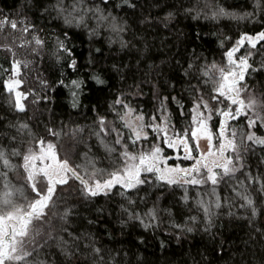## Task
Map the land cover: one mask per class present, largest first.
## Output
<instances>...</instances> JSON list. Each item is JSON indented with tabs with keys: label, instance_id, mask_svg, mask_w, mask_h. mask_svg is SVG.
I'll return each mask as SVG.
<instances>
[{
	"label": "trees",
	"instance_id": "trees-1",
	"mask_svg": "<svg viewBox=\"0 0 264 264\" xmlns=\"http://www.w3.org/2000/svg\"><path fill=\"white\" fill-rule=\"evenodd\" d=\"M0 20L16 21L18 29L31 26L27 33L7 24L0 31V46L11 48L0 47V147L21 153L9 156L13 167L3 171L22 190L15 199L23 205L34 193L25 184L22 157L29 148L36 151L40 140L53 144L70 166L81 165L77 171L88 179L93 171L88 160L106 171L118 166L113 161L119 146L109 154L94 135L100 118L120 127V115L133 108L147 125L166 127L171 136L193 127L196 97L213 106L212 78L218 76L213 66L226 67V52L242 36L264 32V0H0ZM21 35L38 37L43 45L33 41L19 47ZM12 53L27 61V67L21 64L27 95L22 112L4 87ZM240 55L251 65L242 84L260 94L264 115V41L242 47ZM248 119L243 115L230 124L238 134L264 137V127L258 123L249 129ZM155 136L150 131L149 139L140 141L142 148L157 144ZM113 139L104 137V143L111 147ZM160 145L164 155L173 154L163 140ZM241 153L243 169L215 186L167 185L147 174L148 182L137 188L117 186L107 195L88 196L70 178L57 185L45 209L43 224L50 234L30 259L44 264H264V146ZM249 174L260 183L250 182ZM238 192L250 196L251 207H241ZM93 248L100 249L98 255Z\"/></svg>",
	"mask_w": 264,
	"mask_h": 264
},
{
	"label": "snow or ice",
	"instance_id": "snow-or-ice-1",
	"mask_svg": "<svg viewBox=\"0 0 264 264\" xmlns=\"http://www.w3.org/2000/svg\"><path fill=\"white\" fill-rule=\"evenodd\" d=\"M103 2L107 3V0H103ZM88 11L99 12L100 9H88ZM99 19H107V17L100 16ZM65 22L71 24V20L67 18ZM80 22H82V18ZM5 24L20 33L29 32L31 27L25 25L18 29L16 21L0 20V31H3ZM20 24L23 25L24 22L20 21ZM113 30H115V27ZM20 39L23 40V43L19 47H26L33 41L36 45H43V41L35 36L31 40H27L21 35ZM246 40L251 47L255 48L258 42L264 41V32L255 37L247 35L241 37L236 45L226 52L229 67L216 69L215 65L213 66L218 73V76L212 78L215 85V94L209 97V100L213 102V106H210L203 96L196 97L192 109L195 113L192 117L195 127L190 125L182 132H174L172 136H169L168 128L160 125H145L142 115L133 117L134 110L132 109H128L127 112L120 115L122 121L120 127L114 124H106L104 118H100L98 130L94 135L104 145L109 154L117 153V146L120 149L117 153L118 160L113 161L118 166L112 171L97 169L94 162L88 160L87 165H91L93 171L89 174V178L85 179L77 171L78 168H81V165L70 166L67 158H59L53 144L47 143L45 145V142L40 140L39 154L34 153L29 148L22 157L23 164L21 167L26 173L25 184L30 187L34 197L31 201L20 205L16 203L15 198L17 193L22 190L16 189L6 180L7 173L3 169L10 170L13 167L9 162V156H20L21 153L15 149L8 153L0 147V264H44L43 261L30 259L34 253L38 255L39 248L42 246L36 242L35 235H30V226L33 220H43L46 216L45 209L52 202L57 185L67 184L70 178L80 182L83 193L88 196H97L101 193L107 195L117 186L125 191L137 188L139 185L148 182L147 174H151L157 181L164 184L184 187V185L200 186L209 183L215 186L225 177H234L237 171H241L244 167L241 149L248 150L256 145L264 146V137H260L252 131L238 134L236 129L228 123L230 120L239 119L242 115L246 116L245 109L251 108L253 104L251 100L248 104H245L244 100L240 99V93L245 89L239 87V85L244 80L245 72L250 67L247 63L248 57L242 56L238 60L234 59L235 53ZM58 43L62 51L71 54L70 49L64 45L63 41ZM0 47H6L11 52V48L8 46ZM32 51H36V49L33 48ZM12 55L15 56V53H12ZM21 63L24 67H27V61L15 60L9 71L18 76ZM71 64L74 66L75 61L73 60ZM204 75H208V73L205 72ZM0 83L3 82L0 81ZM21 84V80L13 79L4 84V87L7 88L9 93H12ZM21 98H26L25 94L15 91L13 107L22 112L24 106L20 102ZM116 103L121 102L118 100ZM229 104L238 105V107L233 109L229 107ZM220 105H223V107H220ZM122 106L127 107L126 105ZM213 115L222 117V119L217 120L214 132L209 129L207 123L212 120ZM258 123L261 127H264V118L259 116L249 118L247 127L249 129L255 128ZM146 127L156 134L154 137L156 140H163L167 148L175 149L176 155L162 156L163 149L158 143L143 149L140 141L149 139L148 133L145 131ZM121 128L128 129L127 135L121 131ZM52 134L55 135V133ZM107 136L114 137L111 147L104 143V137ZM214 137L215 144L213 143ZM201 138L208 141V151L206 153H201L199 150V140ZM130 146L135 148L134 152H129ZM226 153L231 154L226 155ZM169 159L190 160L192 164L188 167L169 166L167 163ZM37 161H39L38 165ZM247 178L250 182L260 183L258 177H252L249 174ZM240 183L242 186L243 182ZM185 190L187 191V189ZM260 191L264 192V184H261ZM211 194L213 196L216 194L215 187H213ZM121 195H124V192H121ZM237 195L244 201L241 207L252 206L253 201L245 192H238ZM24 199L27 200L26 197ZM215 206L220 207L219 203H216ZM204 211L209 214L208 208H204ZM255 214L256 211L253 208V215ZM64 215L66 216L67 212ZM188 230L191 231V229ZM93 251L98 255L100 249L93 248Z\"/></svg>",
	"mask_w": 264,
	"mask_h": 264
},
{
	"label": "rangeland",
	"instance_id": "rangeland-1",
	"mask_svg": "<svg viewBox=\"0 0 264 264\" xmlns=\"http://www.w3.org/2000/svg\"><path fill=\"white\" fill-rule=\"evenodd\" d=\"M3 29H5V26H4V28ZM259 34V33H258ZM258 34H256V35H247V36H252V37H255V36H257ZM245 36V35H244ZM243 37V36H242ZM4 39L7 41L9 38H7L6 36L4 37ZM15 40V39H14ZM16 41V40H15ZM19 42L21 43V41L19 40ZM259 43V42H258ZM257 43V44H258ZM256 44V45H257ZM246 45H248V46H250L251 47V45L248 43V41L246 40L245 42H244V44H243V46H241L240 47V49L235 53V55H234V59H237L238 60V58H240V57H242L241 55H240V51H241V49H242V47H244V46H246ZM231 50V49H230ZM15 60H20V58L19 57H17L16 55H15V57H14V61ZM21 61V60H20ZM247 63H248V65H250V63H249V60H247ZM22 64V63H21ZM220 67H223V66H220V65H217V66H215V68L216 69H218V68H220ZM227 67H229V65L228 64H226V67L225 68H227ZM250 67H251V65H250ZM249 67V68H250ZM248 68V69H249ZM248 71V70H247ZM247 71L245 72V75H246V73H247ZM213 72L214 73H216L217 75H218V73L215 71V69L213 68ZM21 76H22V72H21V66H20V72H19V75L17 76V75H15L13 72L11 73V75H10V77L8 78V80L6 81V83L5 84H7L10 80H13V79H19V80H21L22 81V78H21ZM244 81V80H243ZM243 81L240 83V85H239V87H241V88H244L245 90L244 91H241V93H240V99L241 100H244V102H245V104H248L249 103V101L251 100V101H253V104H252V107L251 108H247V109H245V111L247 112V118H255V117H257V116H259V117H262V118H264V115H263V110H262V98L260 97V94H258V92L256 91V90H254V89H252V88H249V87H247L246 85H244V84H242L243 83ZM22 85H23V82H22V84L17 88V89H15V91H19V92H21V93H24L25 94V96L27 97V95H26V93L24 92V90H23V88H22ZM15 91H13V94H14V96H15ZM25 99L26 98H21V103L23 104V102L25 101ZM210 105V104H209ZM211 106V105H210ZM221 107V106H220ZM229 107H231V108H233V109H235L236 107H238V105H230L229 104ZM128 109H132V110H134L133 108H128ZM128 109H127V111H128ZM135 115H142V114H140V113H138V112H136L135 110L133 111V117H135ZM195 115V113L193 112V116ZM143 116V115H142ZM243 116V115H242ZM144 117V116H143ZM217 116H215V115H213V117H212V120H210V121H208L207 123H208V127H209V129L211 130V131H215V128L216 127H214L213 126V120H214V118H216ZM219 119H222V117H219ZM143 123L145 124V125H147L146 124V122H145V118H144V120H143ZM229 123V125L231 126V121H229L228 122ZM193 127H195V125L193 126ZM232 127V126H231ZM235 128V127H234ZM236 129V128H235ZM145 131L148 133V137H149V135H150V129H148L147 127L145 128ZM236 131H237V129H236ZM169 135V134H168ZM169 136H171V135H169ZM162 142V140H159V142H158V144L160 145V143ZM213 143L215 144V137H214V139H213ZM47 143H45V145H46ZM160 147L163 149V147L160 145ZM39 148H40V145L38 146V148L36 149V151H34V153H36V154H39ZM148 147H144V149H147ZM172 149V148H171ZM173 150V154L172 155H169V156H175L176 155V150L175 149H172ZM199 150H200V152L201 153H206L207 151H208V141L206 140V139H204V138H201L200 140H199ZM55 151H56V149H55ZM129 152H132V151H129ZM194 155H195V152L193 153ZM231 153H226V155H230ZM162 156H164V157H169V156H166V155H164V150H163V152H162ZM211 159V158H210ZM173 161H176V162H179L180 160L179 159H169L168 161H167V163H168V165L169 166H181V167H188V166H190L191 164H192V161H190V160H186V161H189V164L188 165H186V166H183L180 162L179 163H173ZM37 163V165L39 164V161H37L36 162ZM217 171H219L218 169H217ZM142 178H143V176H142ZM36 233H38V235H36ZM47 234H50V232H49V230H46L45 229V226H44V224H43V220H33L32 221V225L30 226V235H35V240H36V242L38 243V244H40V242H41V240H42V238L45 236H47Z\"/></svg>",
	"mask_w": 264,
	"mask_h": 264
}]
</instances>
